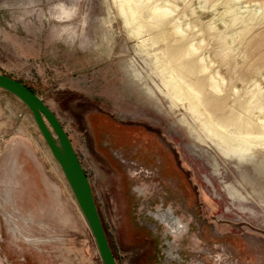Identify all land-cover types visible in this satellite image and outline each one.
<instances>
[{
	"label": "rangeland",
	"instance_id": "374dc122",
	"mask_svg": "<svg viewBox=\"0 0 264 264\" xmlns=\"http://www.w3.org/2000/svg\"><path fill=\"white\" fill-rule=\"evenodd\" d=\"M197 1L177 2L176 14L188 10V5L197 8ZM225 1L209 0L208 8H197L195 15L188 13L184 19L197 28L214 21L218 28L205 38L200 52L224 79L223 94L235 100L230 99L219 115L241 112L240 101L258 98L264 113V0H234L233 11L240 20L224 29L216 20ZM241 20L250 23L249 31L233 43L228 39L225 49L221 36L239 33ZM148 37L151 56L130 37L112 0H0V74L31 89L59 120L90 182L118 264H153L144 251L158 241H146L142 218V237L133 238L122 229L125 198L116 185L113 188L116 175L102 164L99 152L113 142L112 136L107 137L110 131L100 125L103 118L136 123L154 132V137L144 132L147 138L175 152L173 159L179 161L194 199L191 209L184 203L180 206L193 225L190 249L183 255L186 261L264 264V159L230 154L214 137H199H204L199 126L184 110L169 104L152 68L154 53L163 62L170 59L164 53L168 42L156 33L144 35ZM203 90L205 100L209 89L203 86ZM209 109L215 116V108ZM124 170L128 184L127 165ZM128 192L134 195L131 189ZM132 195L135 204L138 200ZM0 264H102L73 193L30 111L1 89Z\"/></svg>",
	"mask_w": 264,
	"mask_h": 264
},
{
	"label": "bare ground",
	"instance_id": "6f19581e",
	"mask_svg": "<svg viewBox=\"0 0 264 264\" xmlns=\"http://www.w3.org/2000/svg\"><path fill=\"white\" fill-rule=\"evenodd\" d=\"M186 1L112 0L117 14L123 21L124 28H126L130 37L137 39V46L147 56H151L147 45L150 37L144 39V35L150 36L156 33L159 40L168 42V50L164 53H167L170 59L163 62L154 53L155 58L152 68L160 78V84L163 87V91H165L169 104L175 109L184 110L189 115L193 124L199 126L201 133L204 135L203 137L199 134V137L205 138V140H211L214 137L218 145L224 144L230 150L228 151L230 154L236 153L255 161L264 159V113H261L262 108L257 103L260 99L249 102L240 101L241 112L232 111L228 114L219 115L220 111L231 103V96L223 94L222 85L224 84V79L217 70H213L212 62L208 60V56L200 52L205 38L210 37L212 35L211 32L218 30V28L214 21L210 25L208 23L206 27L197 28L198 25L196 23L193 24L191 22L192 25L184 19L188 13L190 16L195 15L197 8L202 11L208 8L206 4H208L209 0H198L197 8H194L193 4L188 5V10L185 9L180 14H176L179 10L177 2L185 4L187 3ZM233 1L226 0L224 2V10L216 20L225 27L224 29L230 24L233 26L234 23L240 20L233 11ZM212 8H215V5ZM245 8L248 9L244 5ZM144 12L146 13L145 15ZM257 17L254 18L253 15L254 19ZM249 26V22L242 21L238 29L239 33L235 31L226 39H224L225 36H221L223 38L220 42L221 46L225 47L229 45V40L233 43L238 37L246 34L249 31ZM195 27L198 30L193 32ZM223 31L226 32V30ZM151 39L154 38L152 37ZM152 43L151 45L155 44V42ZM218 48L220 49V47ZM153 51L155 50L153 49ZM255 68L250 67L249 70L258 73L259 69ZM262 80H264V77H262ZM253 82L259 84L256 78ZM203 86L209 89L208 97L205 100L201 95L202 91H204ZM232 101L235 102V100ZM259 103L261 105L260 101ZM209 108H215V116L210 113ZM242 112L244 116L240 118L239 116ZM212 144L215 145L216 143L213 142Z\"/></svg>",
	"mask_w": 264,
	"mask_h": 264
},
{
	"label": "flooded vegetation",
	"instance_id": "af4514ba",
	"mask_svg": "<svg viewBox=\"0 0 264 264\" xmlns=\"http://www.w3.org/2000/svg\"><path fill=\"white\" fill-rule=\"evenodd\" d=\"M101 120V127L110 131L107 137L112 136L113 140L101 147V161L116 175L112 186H117L121 190L120 197L123 195L125 198L122 201V229L133 238L142 237L139 233L142 218L148 230L143 227L147 233L144 236L146 241H158L156 246H146L144 251L152 258L153 264H198L197 261L189 263L183 256L190 249L188 237L193 225L191 221L187 222L180 206L184 203L190 208L191 200L193 202L194 199L190 183L183 180L184 172L179 161L176 163L173 159L175 152L165 151L155 139L147 138L149 132L142 130L136 123L122 124L106 118ZM102 128L96 130V135L101 134ZM152 133L149 134L153 136ZM126 165L128 184L123 178ZM129 189L134 195L128 192ZM131 195L134 201L137 198V203L134 204L130 199Z\"/></svg>",
	"mask_w": 264,
	"mask_h": 264
},
{
	"label": "water",
	"instance_id": "95a60500",
	"mask_svg": "<svg viewBox=\"0 0 264 264\" xmlns=\"http://www.w3.org/2000/svg\"><path fill=\"white\" fill-rule=\"evenodd\" d=\"M0 89L21 101L30 111L38 133L58 163L92 235L102 264H118L97 209L92 187L59 120L44 101L22 83L0 74Z\"/></svg>",
	"mask_w": 264,
	"mask_h": 264
},
{
	"label": "crops",
	"instance_id": "0c3cea01",
	"mask_svg": "<svg viewBox=\"0 0 264 264\" xmlns=\"http://www.w3.org/2000/svg\"><path fill=\"white\" fill-rule=\"evenodd\" d=\"M175 229H177V228L175 227ZM174 235L176 236V235H177V233L175 232V233H174Z\"/></svg>",
	"mask_w": 264,
	"mask_h": 264
},
{
	"label": "trees",
	"instance_id": "16d2710c",
	"mask_svg": "<svg viewBox=\"0 0 264 264\" xmlns=\"http://www.w3.org/2000/svg\"><path fill=\"white\" fill-rule=\"evenodd\" d=\"M29 89V88H28ZM31 92H33L31 89H29ZM34 93V92H33Z\"/></svg>",
	"mask_w": 264,
	"mask_h": 264
}]
</instances>
